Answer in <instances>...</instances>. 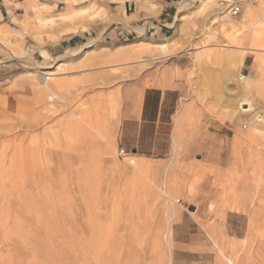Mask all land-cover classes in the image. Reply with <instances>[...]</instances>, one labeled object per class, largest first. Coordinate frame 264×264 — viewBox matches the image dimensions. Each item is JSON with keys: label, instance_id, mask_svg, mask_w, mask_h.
Segmentation results:
<instances>
[{"label": "rangeland", "instance_id": "374dc122", "mask_svg": "<svg viewBox=\"0 0 264 264\" xmlns=\"http://www.w3.org/2000/svg\"><path fill=\"white\" fill-rule=\"evenodd\" d=\"M125 1L58 56L59 15L0 36V264H264V0Z\"/></svg>", "mask_w": 264, "mask_h": 264}, {"label": "crops", "instance_id": "0c3cea01", "mask_svg": "<svg viewBox=\"0 0 264 264\" xmlns=\"http://www.w3.org/2000/svg\"><path fill=\"white\" fill-rule=\"evenodd\" d=\"M74 1L75 0H67V2H69L68 4L70 5L66 9V0H0V28H3L4 26L9 32L13 34L26 35L27 28H29L30 31L33 30L32 22L38 26L39 15L43 17L59 15L57 19L60 20L62 13L66 12L68 9L74 8L71 5V3ZM136 2L134 0H126L124 3H119L116 5L117 9L115 12H113L112 17L116 18V20H120L119 18H124V16H135L134 14L137 12ZM158 6V15L164 17L166 6L164 4H160ZM144 17L146 16L132 17L128 20V23L132 29L136 30L138 27H140L137 23ZM47 21L49 24L54 23L55 26H52L53 30L49 31L50 39L48 45L43 48L42 52H45L48 55V51L51 56L54 54L58 56L67 48L73 49L77 48L79 45L83 46L82 44L89 41L91 35L95 31V25L90 26L89 23L85 22H82L81 25L86 24L88 31H83L80 28H77L78 22H56V18L54 17L47 18ZM114 24L117 23H109V25L106 26V23L101 22L102 26H98L100 27V30L104 29L101 30L102 32L106 30L104 32V38H106L107 41L111 42L112 44H117L118 40L121 39L120 34H122V31L118 32L116 27H114ZM155 32L158 31L156 30ZM110 38H113V40ZM45 49L47 51H45ZM144 110L145 107L140 114H143Z\"/></svg>", "mask_w": 264, "mask_h": 264}, {"label": "bare ground", "instance_id": "6f19581e", "mask_svg": "<svg viewBox=\"0 0 264 264\" xmlns=\"http://www.w3.org/2000/svg\"><path fill=\"white\" fill-rule=\"evenodd\" d=\"M67 1V0H66ZM69 1V0H68ZM73 1V0H72ZM76 1V0H75ZM205 1V4L208 8H214L216 9L217 8V5H218V0H204ZM228 1H231V0H228ZM249 6V5H248ZM220 9V8H219ZM218 9V10H219ZM222 9V8H221ZM236 12H238L239 10V7L236 6ZM62 13V12H61ZM87 13H91V7H85V8H73V9H68L66 12L62 13L61 16H60V19L63 20L64 22L65 21H72L73 19H78V17L80 18L81 16H85ZM91 15H94L96 16L95 12H92ZM253 15H254V7H251L249 6L247 8V11L245 12V14L243 15V20L244 22H249L250 23V20H252L253 18ZM82 18V17H81ZM109 19V18H108ZM129 19V18H128ZM102 21V20H101ZM27 23V22H26ZM47 24V22H46ZM3 26V25H2ZM25 26V25H24ZM6 33H9L8 29L6 27L3 26V28H0V36H3V34H6ZM8 35V34H7ZM6 35V36H7ZM1 39V38H0ZM241 43V41H239ZM238 42V43H239ZM89 44L86 46L88 47ZM171 46V45H169ZM172 48V47H171ZM46 51V50H45ZM67 52V51H66ZM65 52V53H66ZM45 53V52H44ZM76 52H74L75 54ZM123 54V53H122ZM46 55V53H45ZM105 56V55H104ZM103 56V57H104ZM107 56V55H106ZM113 57V55H111ZM47 57V56H46ZM110 58V55L108 56ZM111 57V58H112ZM110 58V59H111ZM47 75V74H46ZM249 76L245 75V74H242L241 75V79H248ZM66 82L65 80L63 79H58V78H55V75H52V74H48V76L46 77V80H45V83L42 87H39L36 88V89H39L40 92H42L48 99H54L55 97H59L60 96V91L64 88ZM246 99V98H245ZM251 104L249 100H243L241 102V108L244 110V111H249L251 109ZM243 111V112H244ZM258 119V118H257ZM253 124H257V120H254L253 121ZM241 178H239L240 180ZM262 180H264L262 177L260 178Z\"/></svg>", "mask_w": 264, "mask_h": 264}, {"label": "built area", "instance_id": "2783aa9c", "mask_svg": "<svg viewBox=\"0 0 264 264\" xmlns=\"http://www.w3.org/2000/svg\"><path fill=\"white\" fill-rule=\"evenodd\" d=\"M235 11H237V10H235Z\"/></svg>", "mask_w": 264, "mask_h": 264}]
</instances>
